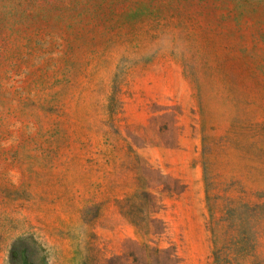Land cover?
Masks as SVG:
<instances>
[{"label":"rangeland","instance_id":"obj_1","mask_svg":"<svg viewBox=\"0 0 264 264\" xmlns=\"http://www.w3.org/2000/svg\"><path fill=\"white\" fill-rule=\"evenodd\" d=\"M0 264H264V0H0Z\"/></svg>","mask_w":264,"mask_h":264}]
</instances>
